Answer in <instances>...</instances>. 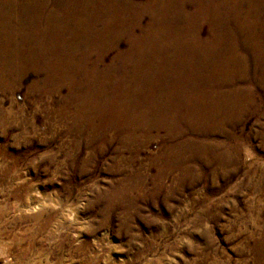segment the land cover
Listing matches in <instances>:
<instances>
[{
	"label": "rangeland",
	"instance_id": "obj_1",
	"mask_svg": "<svg viewBox=\"0 0 264 264\" xmlns=\"http://www.w3.org/2000/svg\"><path fill=\"white\" fill-rule=\"evenodd\" d=\"M58 1L49 0V9L57 7ZM88 1L92 2L91 5L83 4ZM93 1L82 0L75 7L80 12L83 10L85 14L84 19L76 17L77 22L82 21L83 24L91 25V27L94 25L96 30L101 29L104 22L106 24L111 22L113 16L117 15L119 19L116 21L120 22V26L114 32L108 33L115 41L110 45L101 37L97 40V46L87 43V33L90 34L93 29L92 31L86 30L84 36L79 35L78 45L82 49L78 53L89 52V59L92 61H98L101 57L105 65L103 67L101 63L98 64V67L101 66L103 71L110 69V73L117 78L126 75V80L133 83L134 80L139 77L143 78L144 75L146 79H143L147 81L148 94L159 100L160 89L169 91L165 80L162 78L166 75L160 76L162 72L167 74L166 68L162 70V67L158 66V60L153 59L151 63L148 59L150 52L148 53L147 50L150 46L148 48L144 44L134 45L132 40V36L146 39V37L154 34V22L156 23L155 29L159 26L155 15L147 11L148 5H145L146 2L153 4L155 0H123V6L126 9H114L111 5L106 9L104 8L107 11L105 16L103 14L95 16L96 9ZM107 1L100 0L103 5L107 4ZM165 1L156 0L155 10L157 12H159V4ZM202 1L205 2V0ZM196 4V1L187 0L184 3V8L192 13ZM176 8L177 6L171 5L168 10L173 12ZM132 10H135V13L131 12ZM248 10L249 0H244L242 3L243 15L239 18L240 21L223 23L220 29L226 35L229 34V31L234 33L237 53L247 57L249 61L246 77L242 79V82L233 83L228 88L241 87L244 90H249L252 99L255 101L253 100L252 104L241 109L237 115L234 114L235 120L226 124L224 130L215 128L207 139L202 138L201 132L198 131L189 134L192 135L193 139H198L201 142L223 143L222 150H228L232 156L236 154L233 162L222 166L213 159L203 161L191 156L188 158L189 156L184 153L176 158L177 163L175 161L169 162L172 165L171 170L174 169V177L160 175L155 166L150 167L149 165L151 160L156 157L167 163L170 169L168 162H166L167 154L159 150L165 135H160V138L156 140L152 135H148L147 130L142 127L138 131L140 135L148 138L142 140L148 144L149 149L147 146L143 149L144 151L140 153V159L147 167L143 169V173L147 172L148 180L139 179L141 181L133 184V187L130 186L131 191L124 192L121 198L113 199L110 197L111 199H109L108 197L112 190L118 188L117 185L120 180L118 178H129L130 170L134 171L133 175L136 179L142 176V173L135 170L138 162L131 161L133 156L128 154L129 151L117 152L125 135L121 133V130L114 131L112 129L113 121L109 122L96 118L102 114L99 113L102 109H97L100 106L96 105L94 107L96 109H94L86 101L85 110L80 109L82 101L77 102L75 97L66 104L60 94H53L54 101L51 107L58 108L60 104H65L64 107L67 109H65V123L70 127L72 126L75 133L79 131L78 138L71 134L56 135L43 126V123H46L45 117L42 116L38 108L44 109V100L36 101L31 97L30 87L34 81L39 79L38 74L28 70L22 77L13 80L11 87L0 95V102L3 107L15 112L13 123L3 126L0 121V166L3 163L9 164L12 172L21 178L12 179L13 184L25 183V185L33 186V189H36L35 191L40 194L41 202H38L30 211L28 207H23L21 210L13 208L14 199L10 198L8 201V195H6L8 188L5 187L7 182L0 176V186H4V190L2 187L0 188V227L5 228V236L1 240L8 243L9 251L15 253L8 259L2 260L0 258V264H262L264 262V249L258 250L259 241L262 237L264 238V85L261 84V86L252 81L251 78L259 74H257L252 60L248 57L250 56L249 49L242 43L244 32L240 29L242 25L245 26L244 22L248 16ZM74 14L77 12L72 13L71 16ZM94 17L99 18L102 22L99 24V20L93 22ZM160 17L164 18L163 15ZM41 20V22L46 23V16H42ZM67 20L66 17L64 23L68 22ZM171 20L168 24L165 23L166 29L169 30L170 28L171 32L179 28L178 31L183 32V36L180 35L183 44H180L179 48H175L174 51L180 52L183 48L185 50L183 53L180 52L183 57L182 63L176 61V66L192 67L191 42L194 40L197 29L199 30L197 37H206L204 29H199L201 25L205 26V24L204 22L192 24L194 34L188 35V39H192L189 43L186 40L188 26L183 18L176 17ZM263 21L264 5L261 6L258 16L259 24ZM131 26L133 31L130 29ZM205 27L209 26L206 25ZM70 28H68V34L72 31ZM189 31L192 32V28ZM160 34L162 36L164 32L161 30ZM90 35L94 37V33ZM191 35L192 37H190ZM161 36L162 41L168 39L167 36ZM227 37L230 38V36ZM112 46L115 47L114 52L110 51ZM173 47L172 43H168L163 49H157L154 54L163 52L164 48L167 51H172ZM188 47L191 48V53L189 49L187 51ZM104 51H107L105 55L103 54ZM117 52L126 55L132 52V56L135 53H143L147 59L144 60L141 56L145 67H147L146 72L143 73L140 66L132 63L133 58L129 60V57H126L127 60L124 63L123 58L114 55ZM158 71L160 72L158 73ZM158 75L159 79L157 78ZM181 78L183 80L181 87L179 89L178 87L174 88L181 92L178 93L173 90V97H170L174 99L172 102L176 105L177 110L179 109L185 115L188 113L186 116H191L192 77L185 78L183 76ZM177 79L175 80L177 81ZM63 91L66 93L65 90ZM164 94L168 96L166 93ZM137 96L139 97V95ZM233 98V95L231 98L229 97V101L232 102ZM203 99L205 98L203 97ZM207 101V99L202 101L203 107L204 105L215 107V104ZM172 102H168V104H172ZM54 109L52 108V110ZM90 111L96 113L94 124L97 126L101 124L107 128L104 129L105 132H101L103 134L101 137L107 135L109 141L107 145L104 143V146H98L99 149L96 148L99 152L96 151V156L92 159L88 158L83 148L76 156H73L69 151L72 140L85 135L96 134H94V126L82 128ZM24 119L34 122L37 131H24V128H21ZM57 119L60 118L56 115L53 118L54 121L51 122L55 123ZM146 120L139 121L138 125L140 123L144 127L148 124L152 125ZM108 122L109 124H107ZM152 128L153 126H148L149 130ZM172 133L177 135L176 131H172ZM178 135L180 142L184 144L186 135H181V137L180 134ZM62 141L68 142L64 149L60 148ZM156 175L160 176L159 179H156L158 183L160 181L159 184L154 180ZM19 248H21V252Z\"/></svg>",
	"mask_w": 264,
	"mask_h": 264
},
{
	"label": "bare ground",
	"instance_id": "obj_2",
	"mask_svg": "<svg viewBox=\"0 0 264 264\" xmlns=\"http://www.w3.org/2000/svg\"><path fill=\"white\" fill-rule=\"evenodd\" d=\"M48 1L49 0H0V95L6 89L11 87V83L13 82V80L22 77L28 70L34 71L35 73L38 74L39 79L37 78L38 80L34 81L31 84L30 87L31 97L36 101L40 99L44 100V109L38 108L42 116L45 117L44 119L46 123L42 122L44 128H46L48 131H51V133L56 135L71 134L74 135L75 138H78L77 135L79 134V131L75 133L74 128L72 126L71 127L68 126L67 123H65L64 121V116L66 113L65 111L66 108L64 107L65 104H60L58 108L51 107L54 101L53 94H58V95L60 94L62 96L61 97L62 100L66 101V104L70 99L75 97L77 102L82 101L80 103L81 104L80 109H84V110H85L86 101L90 103V105L93 108L96 105H99L100 107L97 109H102V111L100 112L98 111L99 113L102 114L98 115L96 118L100 120L104 119L109 122L113 121L114 123L112 125V129L114 131L121 130L122 131L121 133L125 135L124 140L122 142L121 140H119L121 142V145L118 148L117 152L121 153L122 151L123 152L129 151L128 154L133 156V158H131L132 159L131 161L138 162L137 168L135 170L142 173V176L136 179L133 175L134 171L130 170L129 178L128 177L126 178L121 177L122 179L118 178L120 179L118 181L119 184L117 185L118 188H116V190L114 191L112 190L113 192L111 191L109 196L107 195L109 199L121 198L124 192L130 190V186L133 187V184H135L136 182L139 183V181L141 180L143 181H145V179L146 181L148 180V176L146 175L147 172L143 173V169H145L146 165L140 159L141 156L140 153L144 151L143 149L146 146L149 149L148 144H146V142L142 140V139H146L147 137L145 138L144 136H142V134L140 135L138 131L142 127L147 130L146 133L148 135H152L153 138L156 140L157 138H160V135L161 136L165 135L163 139L164 140L163 144L161 141L160 145L162 146H160L159 150L160 152L162 151V153L167 154L166 162H168V164L169 162H174L178 156H182L184 153L189 156L188 158H190L191 156L192 158L201 159L203 161L205 159H213L222 166L228 164L229 162H233V158L236 154L232 156V154L230 155L228 150H222L221 148L223 147L222 145L223 143L221 142L213 143V141L211 143L208 141L201 142L198 139L197 140L193 139L192 135L189 134L198 131L201 132L200 134H202L201 135L202 138L207 139L209 137V134H211V132L214 131L215 128H220L219 130L221 129L224 130L226 124H229V122H233L235 120L234 114L237 115L238 112L241 111V109H244L245 107H248V105L253 103L254 99H252L251 92L249 90H244L241 87H234L233 89L228 88L233 83L242 82V79L246 77V71H247L246 68L248 66L249 61L247 57L243 55H239L237 53L236 50L237 45L235 44L234 33L229 31L228 32L229 34L226 35L220 29L223 23H227L230 21L235 23L236 21H240L239 18L243 15L242 3L244 2V0H205V2L202 0H191L192 2L196 1L197 3L192 13L188 12L186 8H184V3L187 0H166L165 2H162V4L160 3L161 5L159 4L158 7L159 12L155 10L156 0L155 3L153 4H149V2L146 3L144 2L145 5H148L146 10L149 11L151 14L155 15L156 22L159 23L158 24L159 26H157L155 29L156 23L154 22L153 23L154 34H151V36L146 37V39H140L139 37L135 38V36H132V40L135 43L134 45L144 44L148 46V48L150 46L149 50H147L148 53L150 52L149 53L150 58L148 59L151 61V63L153 59H155V61L158 60L159 63L158 66H161L162 70L166 68L165 71H167V74L162 72L160 76L166 75L162 78L165 80V84L167 85L169 91L164 90L167 91L164 92L162 90L163 88L160 89L159 100L155 99L154 97H151L150 94H148L149 90L147 86V81L143 79V78L146 79V77L142 73L141 74L143 75V78L139 77L138 79L133 81L134 83L133 84L132 82L126 80V75L122 77H120L119 75L120 78H117L114 74L110 73V69L107 70L104 69L108 73L107 74L105 71L101 69V66L98 67V64L101 63L103 67L105 65L101 57L98 59V61H92L91 59H89L90 56L89 52L85 51L86 52L85 53L82 51L80 54L78 53L82 49L80 48V45H78L79 43L78 40L80 39L79 35L84 36L85 34L84 32L86 30L88 31L89 29L90 31H92L93 29V32L91 33H94V37L90 35L91 33L90 34L87 33L86 36L87 43L91 44L92 46H97L98 44L97 40L101 37L102 40L107 41L109 45L112 44L114 38L110 37L108 33L112 31L114 32V30L120 26V22L116 21L117 19H119L117 15L113 16L114 18L111 22H109L110 20L108 21L109 23L107 24L104 22L101 29L98 28L95 30L94 25L92 27L91 25L87 26L83 24L82 21L77 22V20H75L76 17H81V19H84L85 14L83 10L80 12L78 11V9L77 10L75 9V7L82 2V0H59L57 2L58 3L57 7H54V9L53 8L49 9ZM122 1L123 0H108L107 4L103 5L100 2V0L99 1L94 0L93 1L95 3L94 8L96 9L95 16L106 14L107 11H105L104 8L106 9L111 5L114 7V9H118V8L126 9V7L123 6L124 3H122ZM91 3L92 2L88 1L83 4L85 5L87 4L89 6L91 5ZM131 5L133 7V3ZM171 5L177 6L176 10L173 12L168 10V8ZM262 5H264V0H249L248 16L244 22L245 26L242 25L240 29V31L244 32V38L242 39V43H244L249 49L250 56L248 57L250 58V60H252L253 64L255 65L256 72L257 74H259V75H255L251 79L254 83H258L259 85L261 84L264 85V21L261 24H259L258 22V16L260 14ZM74 12H77V14L71 16V14ZM131 12L135 13V10H132ZM78 13L80 14L78 15ZM160 15H163L164 18H161ZM42 16L43 17L46 16V23L41 22ZM174 16L175 18L176 17L183 18V20L187 24L188 33L186 36V40L189 43L192 39H188V35L194 34L192 24L204 22L205 26L206 25L209 26V27H205L201 25L199 27L200 30L204 29L205 32L204 35H206L205 38L197 37V34L199 32L198 29L195 32L193 38L194 40H192L191 42L192 67L185 66L183 68L182 66H176L177 63L176 61L180 62L183 58L180 52L183 53V51L185 50L182 47L183 49L180 50V52L174 51L175 48H179L180 44L181 45L183 44L182 43L183 40L181 39L180 36V35L183 36V32L178 31L179 28L171 32H170V28L169 30L166 29V24L172 21L171 19H175L173 18ZM66 17L68 19L67 20L68 22L64 23V19ZM94 18L95 19H93V22L99 20V18L96 17ZM126 18H127V14H126ZM122 20L124 21V19ZM100 22L102 21L99 20L98 24ZM132 26L135 27V25ZM132 26L130 27V29H132L133 31ZM68 28L72 30L70 31L69 34H68L69 31ZM191 28H192V32L189 31ZM161 30L164 32L163 35L165 37L167 36L168 32H170V34L166 37L168 38L167 40L162 41V38L160 39V36L162 34V33L160 34ZM227 36H230V38L228 39ZM190 37H192V35ZM166 43L167 44L172 43L174 45L172 51H167L164 48L163 52L161 53L157 52V54H154V52L157 49L160 50L161 48L163 49V47H166L167 45ZM114 48L115 47L112 46L110 48V51L114 52L115 51ZM188 49L189 52L191 53V48L188 47L187 51ZM106 52L104 51L103 54L105 55ZM120 53L123 55H121ZM120 53L117 52L114 55L116 57L123 58L124 63L127 60L126 57H129L128 58L129 60L133 58L132 63H135L138 66H140L141 69H143V73L146 72L147 67H145V63H144V60L146 58L143 55V53L142 54L135 53L133 56H132V52H129L127 55L122 52ZM141 56L143 57L144 60L141 59L142 58ZM149 72H152V70H149ZM159 72L160 71H158V73ZM183 76L185 78L192 77V96H191L192 109H190V112L192 113V114L190 113L191 116H186L188 113L185 115L182 114V112H180L179 109L177 110L176 105L172 102L174 99L170 97L173 94L172 93L173 90H175L178 93L181 92L174 88L178 87L179 89L181 87L182 85L181 83L183 81L181 77ZM157 78L159 79V75ZM175 79H177V81ZM63 90H65L66 93H63L64 92ZM194 91L195 93H193ZM163 92L166 93L169 96V98ZM136 94L139 95V97ZM232 95L234 96V98L233 101L231 102L229 101V97L231 98ZM203 97L207 99L210 103L215 104V107H211L207 105L205 106L204 104L203 107L201 104L202 101L203 102L205 101ZM168 102H172V104H168ZM52 108L55 109L52 110ZM56 115L60 119H57L55 123H52L51 121ZM95 115H96L95 112L90 111L88 116L89 118L87 117V119L85 120L86 123H83L84 126H82V128H86L85 126L88 127L94 126L95 129L94 134L95 133L96 134L90 136L85 135L79 139L72 140L69 150L71 152V155L76 156L83 148L88 158L92 159L94 156H96V151H97L96 148H98V146L102 147L105 144L107 145L109 141V137H106L107 135L105 137H101L106 127L101 124L98 126L94 124V122H96L95 121L96 119L94 120ZM14 118H15V112L12 109L9 110L8 108H4L0 102V121L3 124V126H8L10 123H13ZM144 120L150 122V124L152 125L149 124L147 126L145 125L146 127H144L141 123L140 125H138L139 121L141 122ZM88 121L89 123H87ZM109 122L107 124H109ZM148 126L151 127L153 126V128L149 130ZM22 127L24 128L23 129L24 131L26 130L29 131L31 130L32 132L37 131L36 124L34 122H30L25 119L22 121L21 128ZM107 127L109 128V126ZM145 129H144V133L146 131ZM172 131H176L177 135L173 134ZM178 134H180V137L181 135H186V137H184V141H185L184 144L180 142L179 140L180 138ZM60 143H61L60 146L61 149H64L65 146L68 144V142L66 141H62ZM116 156L118 155L116 154ZM128 161L130 162V160ZM175 162L177 163V161ZM8 165L9 164L3 163V165L0 166V176H2V178L7 182V186L5 187L8 188L6 194L8 195V201L10 198H13L14 199V201L12 202L13 208L21 210V208L23 207L25 208L28 207L30 211V209L33 208L38 202H41L40 194H38L37 191H35L36 189L35 190L33 189V186H30L28 184L27 185H25V183L13 184L14 181L12 182V179H15V177L16 179L20 178V176L16 175V173H13ZM149 166L150 167L155 166L157 168V171L160 173V175H166L171 178L174 177L175 175L174 169L172 168L171 170L172 167L171 164H169L170 166L169 169L167 163L162 162L160 159H157L156 157H154V159L151 160ZM137 174H135L136 177ZM159 177L156 175L154 180L159 179ZM121 180L124 182H122ZM1 187L4 190V186H0V188ZM4 230L5 228L0 227V258L2 260L8 259L12 254L13 255L15 254L13 251L8 250V243H5L4 240H1L5 236ZM259 242L260 244L258 250L260 251L264 249V238L262 237L261 241ZM19 250L20 252L22 251L21 248H19ZM106 261L109 262L108 260ZM262 264H264V262H262Z\"/></svg>",
	"mask_w": 264,
	"mask_h": 264
}]
</instances>
